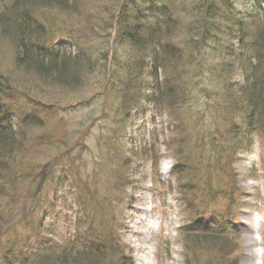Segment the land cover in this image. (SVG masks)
Here are the masks:
<instances>
[{
	"label": "trees",
	"instance_id": "16d2710c",
	"mask_svg": "<svg viewBox=\"0 0 264 264\" xmlns=\"http://www.w3.org/2000/svg\"><path fill=\"white\" fill-rule=\"evenodd\" d=\"M92 1L0 0V41L14 50V68L60 92L88 87L94 58L81 45L77 51L59 48L54 41L55 23L43 11L81 18L89 6L102 11ZM109 4L107 15L89 14V24L93 20L108 27L110 38L116 29L115 44H128L124 47L129 51L114 58L112 78L104 89L105 95H113L111 104L118 109L117 126L107 135L101 119L97 123L102 128H94L91 136L98 135L112 149V138L123 136L121 121L141 103L152 101L155 109L167 110L171 134L165 144L180 160L177 189L187 200L184 211L192 219L216 213L223 223L216 230L191 226L184 230L186 264H240L232 186L238 178L233 161L237 150L249 148L256 135L264 134V0H111ZM234 75L236 79L231 78ZM218 89L221 97L217 94L214 103L210 97L197 108L202 105L193 99L201 103L203 91L209 97ZM46 108L49 105L43 107L48 115ZM45 125L36 111H24L15 124L0 112V264H134L119 232L118 215L121 205L130 200L126 189L136 181L130 158L146 157L156 168L160 145L135 147L120 137L128 157H121L116 148L113 156L104 154L106 150L96 153L101 171L104 159L112 163L104 172L110 180L108 193L105 187L91 189L87 181L81 183L77 171L68 166L76 156L89 158L82 147L65 151L61 160L43 158L38 144L27 153L33 138L54 139L39 135ZM196 131L199 139L194 143L189 133ZM223 136L230 144L219 157L212 158L214 152L206 148L205 154L201 152L209 137L216 143ZM195 197L200 199L195 202ZM55 204L66 218L68 207L76 212L75 230L60 241L55 240L57 234L45 238L59 229L60 223L45 221ZM14 225H20L21 232L14 242L4 241ZM79 228L87 231L80 233ZM89 237L94 243L87 247ZM29 242L43 249L30 250Z\"/></svg>",
	"mask_w": 264,
	"mask_h": 264
},
{
	"label": "rangeland",
	"instance_id": "374dc122",
	"mask_svg": "<svg viewBox=\"0 0 264 264\" xmlns=\"http://www.w3.org/2000/svg\"><path fill=\"white\" fill-rule=\"evenodd\" d=\"M243 10H245L243 8ZM55 12V11H52ZM65 19L69 25L76 24V21ZM60 18V17H59ZM59 23V21H57ZM66 27L64 24L59 23ZM69 31V34L65 36V38L71 37L73 40L80 41L78 34L73 31L71 28L66 27ZM61 35L60 30L58 29V33L55 36L57 38ZM88 41V48H89V36L86 38ZM59 46L65 50H74L77 49L75 44H72L71 41L68 40H61L59 41ZM6 45V46H2ZM91 46H101L102 42L99 39H94L91 37L90 39ZM0 60H3V53L2 49L7 48L8 44H4L0 41ZM10 49V47H8ZM7 48V50H9ZM109 49L105 50V54L108 53ZM106 56V55H105ZM10 66V65H9ZM218 75V70L214 69V73ZM17 76L19 79L25 78L24 73L22 70L16 71ZM29 86V84H28ZM24 95H31L35 96L36 94L29 93V91H16V95L11 92L8 96L6 95V99L11 104H21L24 101L22 96ZM39 97V96H38ZM45 98L47 103L56 104L57 108L61 107V113H66V111L72 107V104L83 100V102L89 98V88L84 90H79L73 93L68 92H60L56 93L55 95L51 93H46L42 95ZM58 99L56 102L55 100ZM68 105V106H65ZM103 112L96 115L94 117V122H99L102 118L103 129L104 132L109 135L110 129L117 126L114 118H117V112L115 110H109L108 105L105 103L101 105ZM50 122L46 124V127L43 131V134L46 137H53V140L49 139H40V147H41V154L43 158H51L55 157L59 160L64 158V152L67 149L61 143V139H65L68 143V146L78 143L80 138V133L82 132V127L80 126L79 133H75L76 125L80 122L79 116H77L78 121L74 124H70L68 121L65 120H53L51 118ZM64 125H67L65 127ZM144 127L146 129V133L150 134V127L148 125V119L144 122ZM71 128V129H69ZM92 128V127H91ZM128 132V129H126ZM132 136H136L137 132L131 130ZM125 135V132H124ZM123 135V136H124ZM123 136H116L112 138V143L114 147L112 149H117L121 151L125 155V146L119 141L120 137ZM90 137V136H88ZM95 140L98 139V135L94 136ZM135 141V140H134ZM255 145L250 152H241L238 155L236 160V168L240 174L241 184H242V201L245 202V199L248 202L247 209L242 208L236 212L237 218L236 222L239 220H249L250 216H253L259 219L260 231L257 234L258 239L257 241L252 240V231L251 228L247 225L243 226L244 235L242 238L243 244V254H242V264H254L255 258L253 257L252 251L254 249H258L263 254L264 259V248H263V239L261 237V228L264 230V134H258L254 138ZM139 143V141H137ZM136 143V145L138 144ZM98 143L94 141V143H90L91 148H95ZM206 149L217 151L219 149V145L214 143L208 142L206 145ZM111 149H107L106 151H110ZM96 151H92L89 153V158L81 160L80 156H76L73 158L68 166L74 168L78 174V180L81 183L88 182L91 189L95 187L106 188V175L104 174L105 171H109V166L112 165L109 159L103 160V169L101 171L100 165H95L94 162V155ZM114 152L111 153L113 156ZM124 157V156H123ZM80 160L79 164L76 165V162ZM166 162L169 165L168 160L162 161ZM95 163V164H94ZM161 163V164H162ZM139 165V161L136 162ZM141 164L144 166V170L146 173V177L141 179L139 184L133 190V201L134 204L131 207L123 208V223L126 224V228L123 229L125 234L124 240L133 252V256L136 260V264H145L146 260L150 261V264H183V248H182V240L180 234L178 233L179 228H175L176 225L182 224L183 219L180 215L177 214V210L174 209L175 201L178 197L176 195H167L166 190L161 186V189L155 188L152 181V175L154 172L151 170L150 162L147 160H141ZM141 174H138L136 178H140ZM163 178L167 179V176L164 175ZM109 193V191L107 190ZM51 211L49 212L48 221L60 223V227L57 230V239L61 236L65 235L69 230H74L75 228V214L72 209L69 211L70 220L65 218L63 210L60 206H52L50 207ZM145 208V210H150V218L143 223V218H146L145 213L141 211V209ZM241 212V213H240ZM52 217V218H50ZM212 218H215L214 215L211 214ZM173 221L172 226H165ZM252 220V219H251ZM150 221L154 223L152 227H147V222ZM161 222L162 227L158 230V224L156 222ZM207 221L212 222L211 218H207ZM220 220L216 218V221H213L214 226H218L221 224ZM243 222V221H242ZM254 224V221H252ZM165 226V227H164ZM15 227V225L13 226ZM21 227L17 229H8L10 231V235H7L3 238L6 242H14L16 235L21 232L19 231ZM158 230V231H157ZM81 233L85 231L83 229L80 230ZM170 234V238L168 235ZM49 236V235H48ZM56 236V234H55ZM46 239H48L46 237ZM48 243V241H47ZM87 247L91 246V243L88 242L86 244Z\"/></svg>",
	"mask_w": 264,
	"mask_h": 264
},
{
	"label": "bare ground",
	"instance_id": "6f19581e",
	"mask_svg": "<svg viewBox=\"0 0 264 264\" xmlns=\"http://www.w3.org/2000/svg\"><path fill=\"white\" fill-rule=\"evenodd\" d=\"M258 254V258H260V254L257 252ZM145 264H150V261L149 260H146Z\"/></svg>",
	"mask_w": 264,
	"mask_h": 264
}]
</instances>
